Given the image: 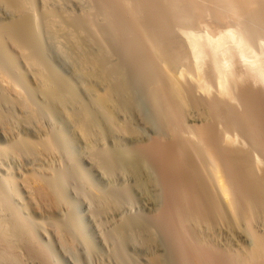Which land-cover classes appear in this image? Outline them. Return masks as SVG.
I'll return each mask as SVG.
<instances>
[{
  "label": "bare ground",
  "instance_id": "6f19581e",
  "mask_svg": "<svg viewBox=\"0 0 264 264\" xmlns=\"http://www.w3.org/2000/svg\"><path fill=\"white\" fill-rule=\"evenodd\" d=\"M90 3L92 8H87L80 0H0V141L4 146L0 145V158L8 148L12 158L21 162L20 178L22 176L23 191L29 198L27 205L40 219L32 215L35 217V220L32 217L33 223L28 222L29 218L23 221L14 214L18 210H12L8 195L0 192V264H59L42 240L48 243L53 240L55 246L53 241L49 246L53 245L68 264H111L110 259L93 253L94 249L81 248L80 237L76 238L80 231L72 232L79 225L74 227L77 224L74 222L71 229L69 221L73 215L68 211L65 215L67 208L58 185L60 177L45 170L49 168L44 165L60 162L53 141L65 140L64 130L69 134L65 133L68 140H80L92 152L116 131L136 143L137 130L133 128L134 132L127 121H123L128 112L138 110L134 109L136 88L133 91L132 84L135 82L141 85L137 87L138 90L142 88L139 93H145L151 103L147 101L150 106L146 105L154 109H150L152 113L149 114H156L154 116L158 123L164 124L169 137L155 135L156 139L144 144L143 154L150 159L148 161L139 157L143 154L137 156L134 152L135 158L128 157L133 160L126 162L128 164L118 160L122 155L115 156L118 159L110 156L115 159H109L105 165L93 157L87 159L88 163L109 182L117 180L125 185L128 182L147 188L159 181L165 198L157 213L160 211V221L164 224L160 226L166 231L164 239L169 241L167 248L170 249L168 255L172 254V264H237L233 261L237 257L231 258L234 249L229 252V247L251 241L250 235L256 230L251 233L249 227L256 226L259 217L264 216V63L258 55V58L252 57L253 48L251 56L246 55L249 49L241 50L250 48L256 33L264 35L260 34L264 33V1L90 0ZM207 21L214 28L211 27L210 32L207 30L209 33L202 30L203 35L199 34L195 26ZM227 22L235 24V29L240 26L238 33L232 31V26L229 31ZM193 26L199 33L191 30ZM93 29L103 36L104 44L99 43L103 40L98 42L94 38L95 33H90L96 32ZM225 48L229 55L225 54ZM223 53L227 56H222L224 59L220 57ZM118 55L130 58L126 60L127 67L125 60L123 64L116 59L114 62L113 57ZM229 61L234 62L233 67L227 65ZM124 67L131 69L130 76ZM20 81L29 86L36 103L19 89ZM141 95L136 98L142 99ZM142 160L152 161L154 167H150L156 171V181L152 178L155 172L147 173L151 178L143 172ZM41 170L50 179L38 176L43 174ZM0 171L6 172L2 165ZM93 201L98 203L96 212L100 216L114 220L120 213L119 203L104 195H96ZM6 210L9 214L12 212L10 217L9 214L6 217ZM243 220H255L253 226L248 222L245 223L249 227L244 224L251 231L250 235L239 227ZM127 225L113 227H118L116 237L122 245L124 243V247L138 254L151 255L150 260L146 258L151 264H164L160 255L152 254L154 241L150 236L153 232L149 236L148 229L137 231ZM250 244L248 250L246 247L242 250L247 251L241 255L246 258L243 259L245 263L264 264V236L252 237ZM161 255L160 258L163 253Z\"/></svg>",
  "mask_w": 264,
  "mask_h": 264
},
{
  "label": "rangeland",
  "instance_id": "374dc122",
  "mask_svg": "<svg viewBox=\"0 0 264 264\" xmlns=\"http://www.w3.org/2000/svg\"><path fill=\"white\" fill-rule=\"evenodd\" d=\"M81 2H82V4H85V6L87 7V8H90V6H91V4L92 3H90V0H89V2H88V0H84V1H86V3L85 2H83V0H80ZM191 1H194V0H191ZM264 1V0H263ZM91 8H92V6H91ZM98 18H100V16H98ZM97 18V19H98ZM209 18V17H208ZM96 19V18H95ZM100 20H101V18H100ZM208 20V19H207ZM97 22H99V20L97 21ZM101 22V21H100ZM208 23V24H207ZM227 23H229V25L227 26V24H225L224 25V27H226L227 26V28L229 29V31L231 30V28H234V30H232L233 32L234 31H237V33H238V31H239V27L240 26H237V28H238V30H237V28L235 29V24H233L232 22H227ZM98 24V23H97ZM96 24V25H97ZM231 24V25H230ZM187 25H189V23L187 24ZM203 25H205L204 27H206L207 29H205L204 30V27H202ZM165 25H163V27H164ZM199 28H198V27ZM197 26H195L198 30H199V32H198V30L194 27L193 29L191 28V30H195L194 32H197V33H199V34H202L201 33V31L202 32H204V33H209L210 32V29H212L211 27H213V26H211V24L209 23V21H207L206 22V24H202L201 26L200 25H197ZM232 26V27H231ZM99 27V26H98ZM229 27H231V28H229ZM96 28V30H98L99 28H97V26L95 27ZM94 28V29H95ZM200 28H203V29H201L200 30ZM209 28V29H208ZM214 28V27H213ZM93 29V31H96V30H94ZM227 29V30H228ZM197 30V31H196ZM209 32H208V31ZM90 33H95V34H93V36H94V38L95 39H97L98 40V42L99 41H102V42H99V43H101V44H104L105 42V40L103 39V36L99 33V32H90ZM180 33V32H179ZM213 33V32H212ZM259 33V32H258ZM258 33H256L255 34V36L253 37V40H251V42L253 41V43H250L249 44V46H250V48H241V50H243V51H247L248 49H249V51L246 53V55L248 54H250V56L252 55V57L253 58H255V57H257V55L259 56V58L258 59H262L261 61L264 63V48H262V47H264V35H259ZM182 33H180V35H181ZM260 34H264L263 32L262 33H260ZM183 35V34H182ZM181 35V36H182ZM203 35V34H202ZM258 35H259V37H258ZM98 36V37H97ZM101 36V37H100ZM183 37V36H182ZM99 38V39H98ZM256 38V39H255ZM259 39V40H258ZM261 39V40H260ZM256 40H257V42H260V43H257L256 42ZM104 42V43H103ZM262 43V44H261ZM252 44H254L253 46H251ZM260 44V45H259ZM258 46L259 45V47H256V46ZM262 45V46H261ZM260 46H261V49L262 50H260L259 48H260ZM241 47H244V46H241ZM252 48H253V50H254V52L255 51H257V53L255 52H253L252 51ZM246 49V50H245ZM259 50V51H258ZM251 51V52H250ZM226 52V53H225ZM225 54L226 55H229V50H228V48H225ZM253 52V53H252ZM260 52L262 53V55H260ZM224 53H223V55L221 54V56L220 57H222V56H226V55H224ZM252 53V54H251ZM247 55V56H248ZM255 56V57H254ZM116 57V58H115ZM119 57H120V59H119ZM122 57H124V58H122ZM119 56L118 55V57L117 56H114L113 57V59H114V62L117 60V63L118 62H122V64H123V62H124V60H125V62H127V63H125L124 62V64H125V66L127 67V64H128V59H130L129 57H127V58H125L126 56ZM224 57H222V59H224ZM227 57V56H226ZM116 59V60H115ZM221 59V58H220ZM221 59V61H224V60H222ZM248 59H250V58H248ZM120 60H122V61H120ZM126 60H128V61H126ZM225 62V61H224ZM234 62L232 61L231 63H230V61H229V63H227V65H229V67L231 66V67H233V64ZM125 68V67H124ZM130 68H128V70H127V68H125V71H126V73H128V75L129 74H131V69L129 70ZM130 76V75H129ZM24 82V81H23ZM22 81H20V84H19V89L21 90V91H23V92H25V93H27V95L29 96V98L32 100V102H34V103H36V97H35V95L33 94V92L29 89V86H27L26 84H24ZM134 83V82H133ZM139 82H135V87H134V85L132 84V89H133V91L135 90V88H136V90L134 91L136 94L138 93V94H140L141 95V93H142V91H140L142 88H139V90H138V88L137 87H140L141 85H139L138 84ZM137 84L139 85V86H137ZM22 87V88H21ZM32 92V93H31ZM139 92H141V93H139ZM29 94H31V96L32 97H30V95ZM135 94V96L136 97H140V95L138 96V94L136 95ZM141 96H143V100L140 98V99H138V98H134V102L135 101H137V104H136V102H135V107H134V109L136 108V109H138V110H134V112L132 113H130V114H128L127 113V117L126 116H124L123 117V121L125 122V121H127V123H128V125L130 126V128L133 130V128H134V130L136 129L137 131L135 132L134 130V132L136 133V135H138L137 136V138H138V141H136V143L135 142H133L132 143V141H129V138H126L127 137V135L125 136L124 134H120L118 131H116V132H114L112 135L114 136H110V135H108L107 136V140H105V143L103 142V144L102 145H99V146H95L96 148H94V153H95V155L93 154V152L91 151V150H88L89 148H86V146L83 144V142L81 143V141H80V143H78L79 141H73V140H68V138H67V136L69 135L68 134V132H67V130H64V131H66L65 133L66 134H68V135H66L65 133H64V136H66V141L63 139V138H61V139H59L58 138V140L56 139L55 141H53V143H54V145H55V150H57L59 153V156H60V162L57 164V165H52L50 162H47V164H45L44 166L45 167H48L49 169H45V167L43 166V169H45V170H50L51 171V174H57L59 177H60V180H58V185H60L58 188H59V190H60V196L63 198V199H61L62 201H63V205L65 206V208H67V210L65 209V215H67V213H66V211H68L71 215H73V216H70V218H71V221H69V222H71L72 224H70V228H71V225H72V228L71 229H73L74 227H77V225H79L78 226V228H76L75 229V231H73L72 230V232L74 233H76V231L77 232H79V234H77V236L78 237H76V234H74V236L79 240V237H80V240L81 241H79L80 243L79 244H81L80 246H82L81 248L82 249H90V250H92V249H94V250H92V252L93 253H95V254H99L98 256L99 257H102V258H107V259H110V261H111V264L113 263V262H115V263H113V264H127V263H129V264H131V263H133V264H137V263H139V264H147V263H149V260H150V258L149 257H151V255H143V254H138V252H135V251H133L132 249H130V248H128V247H124L123 245H125L124 243H123V245H122V241H120V238H118V237H116L117 236V234H116V232H117V228L118 227H116L115 229L113 228V227H115V226H119V224H122V223H124V225L126 226V223L128 224L127 226H129V227H132L131 229H135V230H144L145 228L146 229H148V231H146L147 233H148V235L150 236L151 235V233L153 232V234H152V236H150L151 237V239H153L152 241H154V242H152L154 245H151V247H152V254H154V255H156V254H158V255H156L157 257L160 255V256H162L161 254L163 253V257H161L160 258V256H159V259L160 260H162V258H163V263L165 264L166 262H168V263H166V264H172L170 261H171V258H170V256L172 255L171 254V252H170V255H168L169 254V250L170 249H168L169 248V246H168V244H169V241L167 240V239H164V237H166L167 235H166V231H165V229L163 228L164 226V224H162L161 223V221H162V219L159 217L160 215V211H161V208L163 207H161V205H163V203H164V194L162 195V192L164 193V191H163V188H162V186H159V181H157V183H156V185L153 183L152 185H154V186H149V187H147V188H149V189H147L146 187H144V186H140L139 184H135V183H128V185H127V183H126V185H125V183H121L120 181H118L117 182V180H112V181H106V180H104L103 178H102V176H101V174L95 169V167L94 166H92V165H90L89 163H88V161H87V159L88 160H90L92 157V159H94V158H96L97 160L96 161H98V163L99 164H103V165H105L106 163H108L109 162V159H111V157H113L112 155H114V157L116 156V157H120L121 155V157L118 159V158H116V159H118L119 161H121L122 163H123V161H125L124 163L125 164H128V163H132L131 161H133L134 160V158H133V156L135 155V153H136V155L137 156H139L140 154L142 155L143 153L145 154V152H144V147H146V145L147 144H149L152 140H154V139H156V137H155V135L157 136V138H160V137H162V138H168L169 136L165 133L166 132V128H165V126H164V124H162L161 123V121H159V123H158V119H156V116H154V115H156V114H153V116H152V114L150 115L149 113H152V111L154 110H152V107L151 108H149V104H151L150 102H149V100H148V98H147V96H145V93L143 94V95H141ZM145 96V97H144ZM146 98V99H145ZM34 99V100H33ZM36 99V100H35ZM138 99V100H137ZM149 102V104H148V102ZM139 102L140 103H142V105L141 104H139ZM145 103V104H144ZM146 103L149 105H146ZM138 105H140V107H138ZM143 106V107H142ZM141 109H143V110H141ZM152 111H151V110ZM148 110V111H147ZM154 113V112H153ZM144 114V115H143ZM143 115V116H142ZM140 118H139V117ZM146 116V117H145ZM151 118H150V117ZM133 118V119H132ZM137 119V120H136ZM143 119L145 120V121H143ZM129 120H130V122H129ZM134 121L135 123H133L132 121ZM136 120V121H135ZM57 122H59V120L57 119L56 120ZM132 122V123H131ZM137 122V123H136ZM191 122L190 121H188V124H190ZM135 124V126H133ZM131 125H132V127H131ZM162 125V126H161ZM165 128V129H164ZM163 130V131H162ZM63 131V132H64ZM160 131V132H159ZM139 133V134H138ZM164 133V134H163ZM167 133H168V131H167ZM115 134V135H114ZM116 134H117V136H116ZM161 134V135H160ZM166 134V135H165ZM158 135H160V137H158ZM164 137H163V136ZM110 136V140H109V137ZM167 136V137H166ZM111 137H113V138H111ZM152 137V138H151ZM65 138V137H64ZM114 138H116V139H114ZM118 139V140H117ZM142 139V140H141ZM70 141V142H69ZM117 141V142H116ZM121 141V142H120ZM125 141V142H124ZM143 141V142H142ZM148 141H150L149 143H148ZM116 142V143H115ZM120 142V143H119ZM131 142V143H130ZM138 142V143H137ZM140 142V143H139ZM106 143H107V145H106ZM119 143V144H118ZM125 143V144H124ZM70 144V145H69ZM144 144H146L145 146H144ZM0 145L1 146H3L2 145V143H1V141H0ZM61 145V146H60ZM63 145V146H62ZM67 146V147H66ZM85 146V147H84ZM120 146V147H119ZM132 146V147H131ZM136 146L137 147H139V148H136ZM4 147V146H3ZM61 149H60V148ZM103 147V148H102ZM109 147H110V149H109ZM127 147V148H126ZM135 147V148H134ZM141 147V148H140ZM64 148V149H63ZM79 148V149H78ZM106 148V149H105ZM131 148V149H130ZM134 148V149H133ZM143 148V150L141 151V153H140V150ZM6 150V153H3V156H2V158H0V165H2V167H4V170H6V172L4 171V173H2V171H0V184H1V186H0V192H4V194H7L8 196V200L11 202V204H12V206H13V208H12V210H18V211H16L17 213H14V214H18V216L19 217H21L22 219H23V221H27V219H28V222H29V220H30V222H34V221H32V217H33V220H35V217L37 218L36 220H40L37 216H36V214L33 212V209L31 208V206L29 207V205H27L28 204V201H29V198H27V196L28 195H26V193L23 191V187H22V176H21V178H20V173L22 172V169H20V168H22V164H21V162L17 159V158H12L13 157V155H12V151L10 150V149H8V148H5ZM65 149H66V151H65ZM126 149V150H125ZM137 149V150H136ZM8 150H10V151H8ZM61 150L63 151V152H61ZM93 150V149H92ZM96 150V151H95ZM104 150H105V152H104ZM107 150H109V151H107ZM131 150V151H130ZM133 150V151H132ZM136 150V151H135ZM74 153H73V152ZM79 151V152H78ZM88 151H91V153L90 152H88ZM60 152H61V154H60ZM68 152V153H67ZM83 152V153H82ZM98 152V153H97ZM100 152V153H99ZM130 152V153H129ZM135 152V153H134ZM138 152V153H137ZM8 153V154H7ZM86 153V154H85ZM89 153L91 154L90 156H89ZM97 153V154H96ZM103 153V154H102ZM106 153V154H105ZM132 153H134V155L132 154ZM57 154V153H56ZM57 154V155H58ZM100 154H102L101 156H100ZM127 154H128V156H127ZM139 154V155H138ZM142 155V156H139V157H144V159L146 158L147 159V161L148 160H150L149 158H147L145 155ZM62 155V156H61ZM69 155H70V157H69ZM130 155V156H129ZM6 156V157H5ZM63 156H65V158L63 157ZM80 156V157H79ZM107 156V157H109V158H105V157ZM111 156V157H110ZM62 157V158H61ZM66 157H68V159H69V161H68V159L66 158ZM98 157V158H97ZM104 157V158H103ZM133 159V160H131L130 161V159ZM132 157V158H131ZM71 158V159H70ZM115 158H112L111 160H113V159H115ZM5 159V160H4ZM17 159V160H16ZM100 159V160H99ZM143 159V160H144ZM9 160V161H8ZM11 160V161H10ZM16 160V161H15ZM107 160V161H106ZM142 160V162H143V164H141V165H143V166H141L142 167V169H143V172L147 175V176H149V178H151V174L153 173V172H155L154 174H152V178H154L155 177V181H156V171H155V169L153 168V170L151 169V165H152V167H154V165L153 164H151L152 163V161L150 162H144ZM62 161V162H61ZM82 163H80V162ZM129 161V162H128ZM12 162V163H11ZM73 162V163H72ZM103 162V163H102ZM106 162V163H105ZM126 162H128V163H126ZM17 163V164H16ZM20 163V164H19ZM49 163V164H48ZM71 163V164H70ZM76 163V164H75ZM105 163V164H104ZM148 163H150V164H148ZM11 164H13V165H11ZM16 164V165H15ZM61 164H62V166H63V169H62V166H61ZM79 164V165H78ZM19 165H21V166H19ZM73 165H75V166H73ZM78 165V166H77ZM56 166V167H55ZM73 166V167H72ZM87 166V167H86ZM146 166H148L149 168H147ZM54 167H55V170H54ZM75 167V168H74ZM78 167V168H77ZM82 167H83V169H82ZM74 168V169H73ZM87 168V169H86ZM42 169V170H43ZM73 170V172L71 171H69V170ZM76 169V170H75ZM149 169V170H148ZM20 170V171H19ZM41 170V171H42ZM52 170L54 171V172H52ZM81 170H83V171H81ZM151 170H152V173H150L151 172ZM19 171V172H18ZM62 171V172H61ZM66 171H67V173H66ZM68 171H69V173H68ZM148 171V172H147ZM150 171V172H149ZM88 172V173H87ZM98 172V173H97ZM1 173H2V175H1ZM18 173V174H17ZM42 173H43V171H42ZM75 173V175H73ZM91 173H93V174H91ZM147 173H149L150 175H148ZM39 173H37V175H38ZM55 174V175H56ZM60 174H64L63 176H61ZM66 174V175H65ZM72 174V175H71ZM80 174V175H79ZM89 176H88V175ZM41 175V176H40ZM44 175H46V176H44ZM56 175V176H57ZM87 175V176H86ZM93 175V176H92ZM96 175V176H95ZM5 176V177H4ZM38 176H40V177H44V178H46V179H50V176H48L47 174H39ZM52 177H53V175H51ZM67 178H66V177ZM74 176V177H73ZM83 176V177H82ZM86 176V177H85ZM100 176V177H99ZM11 177V178H10ZM59 177H58V179H59ZM71 177V178H70ZM73 177V178H72ZM4 178V179H3ZM13 178H14V180H13ZM63 178V179H62ZM9 181H8V180ZM20 179V180H19ZM67 179H69V180H67ZM77 179V180H76ZM63 180V181H62ZM88 180V181H87ZM104 180V181H103ZM16 181H18V182H16ZM59 181H60V184H59ZM116 181V182H115ZM154 181V182H155ZM8 182H9V184H8ZM70 182V183H69ZM89 182V183H88ZM92 182V185H90V183ZM93 182H95V183H93ZM107 182V183H106ZM12 183V184H11ZM79 183V184H78ZM65 184V185H64ZM68 184H70V185H68ZM74 184V185H73ZM83 184H84V186H83ZM158 184V185H157ZM3 185V186H2ZM9 185V186H8ZM16 185V186H15ZM66 185H68L69 186V188H68V186L66 187ZM80 185V186H79ZM112 185H113V187H112ZM130 185V186H129ZM139 185V186H138ZM161 185V184H160ZM70 186H72L73 187V189H72V187H70ZM91 186V187H90ZM124 186V187H123ZM128 186V187H127ZM135 186V187H134ZM87 189H86V188ZM94 187V188H93ZM133 187V188H132ZM139 189H138V188ZM151 187V188H150ZM152 187H154L153 189L154 190H152ZM156 187V188H155ZM161 187V188H160ZM4 188V189H3ZM76 190H75V189ZM125 188V189H124ZM128 188V189H127ZM130 188H132L131 190H130ZM134 188H135V190H134ZM136 188H137V190H136ZM148 190H146V189ZM16 189V190H15ZM79 189V190H78ZM94 189V190H93ZM96 189V190H95ZM103 189V190H102ZM123 189V190H122ZM161 189V190H160ZM6 190V191H5ZM7 190H8V193H7ZM90 190H92V191H90ZM100 190V191H99ZM144 190V191H143ZM156 190V191H155ZM21 191V192H20ZM67 191V192H66ZM104 193H103V192ZM142 191V192H141ZM158 191V192H157ZM73 192V193H72ZM96 192H97V194H96ZM101 192H102V194L104 195V198H108L109 200H111L112 202L113 201H115V203L117 202V203H119V206H120V213H119V215L118 216H115L114 217V220H113V218H111L110 217V219L106 216V215H101L100 216V214L98 213V212H96L97 211V207H98V203H96V201L94 202L93 200L96 198V195L98 196H103L102 194H101ZM105 192H106V194H105ZM136 192V193H135ZM148 192H150L149 194H148ZM157 192V193H156ZM160 192H161V194H160ZM11 193V194H10ZM13 193H14V195H13ZM18 193H19V195H18ZM66 193V194H65ZM71 193V194H70ZM91 193V194H90ZM147 193V194H146ZM151 193H152V195H151ZM153 193H154V195L157 197V198H155V196L153 195ZM101 194V195H100ZM132 194V195H131ZM16 195V196H15ZM25 195V196H24ZM66 195V196H65ZM72 195V196H71ZM89 195V196H88ZM110 196V197H108V196ZM117 195V196H116ZM119 195V196H118ZM126 195V196H125ZM128 195H129V197H128ZM144 195H145V197H144ZM95 196V198H93ZM125 196V197H124ZM133 196V197H132ZM135 196V197H134ZM153 196V197H152ZM10 197V198H9ZM17 197H18V199H17ZM90 197V198H89ZM112 197V198H111ZM116 197H118V198H116ZM123 197V198H122ZM127 197V198H126ZM138 197V198H137ZM151 197V198H150ZM164 197V198H163ZM16 198V199H15ZM92 198V199H91ZM115 200H114V199ZM147 198V199H146ZM152 198H153V201H152ZM155 198V199H154ZM159 198V199H158ZM90 199V200H89ZM120 199V200H119ZM140 199V200H139ZM143 199V200H142ZM158 199V200H157ZM162 199V200H161ZM21 200V201H20ZM89 200V201H88ZM156 200V201H155ZM14 201V202H13ZM17 201H18V203H17ZM119 201V202H118ZM124 201V202H123ZM141 201V202H140ZM160 201V202H159ZM121 202H122V204H121ZM159 202V203H158ZM14 203H16V204H14ZM95 203V204H94ZM124 203H125V205H124ZM134 203V204H133ZM143 203V204H142ZM146 203V204H145ZM148 203H150V204H148ZM92 204H93V206H92ZM127 205V206H126ZM145 205V206H144ZM157 205V206H156ZM159 205V206H158ZM91 206V207H90ZM16 207V208H15ZM127 207V208H126ZM142 207V208H141ZM159 207H161V208H159ZM15 208V209H14ZM20 208V209H19ZM25 208L27 209L26 211H25ZM28 208H30V209H28ZM97 208V209H96ZM125 210H124V209ZM92 209V210H91ZM147 209V210H146ZM160 209V211H158V213H157V210H159ZM99 210V209H98ZM25 211V212H24ZM29 211V212H28ZM92 211V212H91ZM5 212V211H4ZM13 212H15V211H13ZM23 212V213H22ZM32 212V213H31ZM7 213V214H6ZM10 213V211H8V210H6V212H5V214H6V217H8V214ZM69 213H68V217H69ZM73 213V214H72ZM74 213H76V214H74ZM94 213V214H93ZM98 213V214H97ZM150 213H151V215H150ZM28 214V215H27ZM79 214V215H78ZM96 214L98 215V216H96ZM154 214V215H153ZM10 215H12V212H11V214H9V217H10ZM25 215H26V217H25ZM32 215H34V216H32ZM149 215V216H148ZM158 215V216H157ZM95 216V217H94ZM100 216V217H99ZM151 216H153V217H151ZM12 217V216H11ZM67 217V216H66ZM93 217V218H92ZM97 217H98V219H97ZM127 217H128V219H127ZM150 217V218H149ZM154 217H155V219H154ZM158 217V218H157ZM24 218H25V220H24ZM31 218V219H30ZM69 218V219H70ZM73 218V219H72ZM106 218V219H105ZM121 218V219H120ZM148 218V219H147ZM258 218V217H257ZM264 216H262V217H259V219L256 221V223H255V220H252L254 223H252V221L251 222H248L247 220H243L242 222H244V223H242V224H240L241 226H239L240 228H242L244 231L245 230H247L248 231V229L249 228H252V232L251 231H248L247 232V234L249 233V235L251 234V233H254L255 231L254 230H256V232H255V234H252V236L250 235V239H251V241L249 240V238H248V236H247V234H246V236H247V238H248V243L246 244V243H243V244H241L240 243V245L238 246H236L235 244L234 245H231L230 246V244H232L231 243V239H230V241H229V243H228V245L227 246H230V247H232V248H230L229 247V249H231V250H229V252L231 251L232 252V250L234 249V251H233V253H231L232 255H231V258H232V260L233 259H235L236 257V259L235 260H233L235 263H237V264H240L241 262L240 261H243L241 264H244L245 262H246V260H243V259H246L244 256H241V255H244V254H246L245 252H247L246 250H248L249 249V245H251L250 243L252 242V237H254V236H256V235H261V236H264ZM120 219V220H119ZM151 219V220H150ZM74 220V221H73ZM110 220V221H109ZM113 220V221H112ZM116 220V221H115ZM121 220H122V223H121ZM145 220V221H144ZM158 220H159V224H158ZM161 220V221H160ZM73 221V222H72ZM77 221V222H76ZM96 221V222H95ZM115 221V222H114ZM136 221V222H135ZM150 221V222H149ZM152 221V222H151ZM153 221H154V223H153ZM68 222V223H69ZM74 222H75V224H74ZM97 223V225H95V223ZM248 222V223H250L252 226H253V224L254 225H256V226H253V227H249V225L248 224H246V223ZM117 223V224H116ZM142 223V224H141ZM145 223H147V224H145ZM105 224V225H104ZM116 224V225H115ZM156 224V225H155ZM244 224H246L248 227H246V225H244ZM73 225H75L74 227H73ZM103 225V226H102ZM109 227H108V226ZM114 225V226H113ZM158 225V226H157ZM163 226V227H161V226ZM258 225V226H257ZM82 226V228H80ZM96 226V227H95ZM146 226V227H145ZM149 226V227H148ZM37 227V226H36ZM99 227H100V230H99ZM129 227H127V228H129ZM134 227V228H133ZM152 227V228H151ZM110 228V229H109ZM143 228V229H142ZM150 228V229H149ZM156 228H158V229H156ZM78 229V230H77ZM105 229V230H104ZM114 229V230H113ZM145 229V230H146ZM151 229H152V231H151ZM154 229V230H153ZM254 229V230H253ZM34 230H37V228H34ZM83 230V231H82ZM90 230H92V231H90ZM109 230V231H108ZM144 230V231H145ZM258 230V231H257ZM87 231V232H86ZM108 231V232H107ZM112 231H116L115 233L114 232H112ZM158 231V232H157ZM102 232V233H101ZM105 232V233H104ZM107 232V233H106ZM165 232V233H164ZM251 232V233H250ZM82 233V234H81ZM85 235H84V234ZM112 233H114V234H112ZM257 233V234H256ZM87 234V235H86ZM103 235V237H101L102 235ZM116 234V235H115ZM111 235V236H110ZM164 235V236H163ZM166 235V236H165ZM254 235V236H253ZM105 236V237H104ZM115 236V237H114ZM153 236H155V237H153ZM106 237H107V239H106ZM82 238V239H81ZM156 238V239H155ZM167 238V237H166ZM161 239V240H160ZM254 239V238H253ZM41 240V239H40ZM103 240V241H102ZM109 240V241H108ZM113 240V241H112ZM118 240V241H117ZM44 241H46V240H42V244H44V247L47 249V251H49V253H52V256H53V254H54V260L55 261H58V262H60L59 264H68L67 262H66V260H64L63 259V257L62 256H60L59 254H58V252H57V250L55 249V242L53 241V240H51V242L53 241L54 242V244H53V242L51 243V242H49V243H51V244H53V245H51L50 244V246H49V243H48V241H46V242H44ZM91 241V242H90ZM94 241V242H93ZM104 241H106V242H104ZM117 241V242H116ZM159 241H161V242H159ZM87 242H89V243H87ZM112 242V243H111ZM167 242V243H166ZM228 242V241H227ZM47 243V244H46ZM86 243V246L85 245H82V244H85ZM234 243V242H233ZM105 244V245H104ZM115 244H117V245H115ZM162 244V245H161ZM249 244V245H248ZM46 245V246H45ZM92 245V246H91ZM109 245V246H108ZM157 245V246H156ZM160 245V246H159ZM241 245H243L242 246V248L240 247ZM53 246V247H52ZM91 246V247H90ZM98 246V247H97ZM111 246V247H110ZM120 246H121V248H120ZM235 248H234V247ZM50 247V248H49ZM83 247H85V248H83ZM101 247V248H100ZM113 247H115V248H113ZM117 247V248H116ZM164 247V248H163ZM168 247V248H167ZM237 247V248H236ZM240 247V248H239ZM245 247H246V250H244V251H242L243 249H245ZM118 248H119V250H118ZM124 248V249H123ZM157 248H160V249H157ZM248 248V249H247ZM101 249V250H100ZM111 249H112V252H110L111 251ZM167 249V251H166V253H165V250ZM238 249V250H237ZM99 250V251H98ZM131 250V251H130ZM161 250V251H160ZM51 251V252H50ZM55 251V252H54ZM103 251V252H102ZM115 251L117 252V253H115ZM128 251V252H127ZM154 251H157V252H154ZM243 252V253H239V252ZM114 252V253H113ZM133 254H132V253ZM161 252V253H160ZM111 253V254H110ZM116 254V255H115ZM126 254V255H125ZM132 254V255H131ZM165 254V255H164ZM101 255V256H100ZM106 257H105V256ZM133 255H135V256H133ZM144 256V258H143V256ZM166 255H167V257H166ZM230 255V254H229ZM234 255V256H233ZM240 256L241 258H238V256ZM108 256H109V258H108ZM128 256H130V258L128 257ZM234 258H233V257ZM236 256V257H235ZM122 259H121V258ZM133 257H135V258H133ZM140 257V258H139ZM149 258V260L148 259H146V258ZM166 257V258H165ZM172 257V256H171ZM114 258V259H113ZM126 258V259H125ZM132 258H133V260H132ZM139 258V259H138ZM168 258H169V260H168ZM58 259V260H57ZM119 261H118V260ZM165 259V260H164ZM173 259V258H172ZM239 259H240V261H239ZM113 260V261H112ZM122 260V261H121ZM124 260V261H123ZM125 260H128V261H125ZM129 260H131V262L129 261ZM135 260V261H134ZM138 260V261H137ZM147 262H146V261ZM166 260H168V261H166ZM117 261V262H116ZM137 261V262H136ZM140 261V262H139ZM144 263H143V262ZM118 262H120V263H118ZM135 262V263H134ZM149 264H151V263H149ZM246 264V263H245Z\"/></svg>",
  "mask_w": 264,
  "mask_h": 264
}]
</instances>
